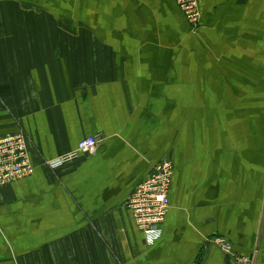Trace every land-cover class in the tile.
<instances>
[{"label":"crops","instance_id":"0c3cea01","mask_svg":"<svg viewBox=\"0 0 264 264\" xmlns=\"http://www.w3.org/2000/svg\"><path fill=\"white\" fill-rule=\"evenodd\" d=\"M199 7L193 30L175 0H0V139L35 165L0 189V264H238L217 238L264 264V0ZM165 159L150 245L128 203Z\"/></svg>","mask_w":264,"mask_h":264},{"label":"built area","instance_id":"2783aa9c","mask_svg":"<svg viewBox=\"0 0 264 264\" xmlns=\"http://www.w3.org/2000/svg\"><path fill=\"white\" fill-rule=\"evenodd\" d=\"M175 1L190 27L193 30L198 29L202 24L199 0ZM99 142L97 137H87L78 143L74 151L61 155L57 159L47 160L44 164L52 170H57L83 155L95 154L99 149ZM34 171L35 165L31 163L28 151V137L23 131L0 139V189L20 178L31 176ZM152 173L137 186L128 203L134 215L136 227L145 235L150 245L155 244L162 236L161 225L170 208L169 195L174 173L172 161L159 162ZM212 243L226 255H231L238 264L252 262V257L235 254L232 243L225 238L214 239Z\"/></svg>","mask_w":264,"mask_h":264},{"label":"rangeland","instance_id":"374dc122","mask_svg":"<svg viewBox=\"0 0 264 264\" xmlns=\"http://www.w3.org/2000/svg\"><path fill=\"white\" fill-rule=\"evenodd\" d=\"M165 160H167V159H165ZM167 161H169V162H170L171 160H167ZM129 200H130V199H129ZM129 209H130V208H129Z\"/></svg>","mask_w":264,"mask_h":264},{"label":"water","instance_id":"95a60500","mask_svg":"<svg viewBox=\"0 0 264 264\" xmlns=\"http://www.w3.org/2000/svg\"><path fill=\"white\" fill-rule=\"evenodd\" d=\"M254 260H255V258H254ZM253 264H254V262H253Z\"/></svg>","mask_w":264,"mask_h":264}]
</instances>
